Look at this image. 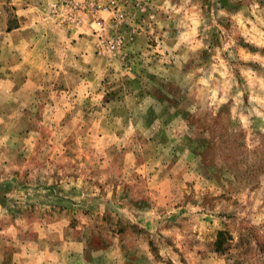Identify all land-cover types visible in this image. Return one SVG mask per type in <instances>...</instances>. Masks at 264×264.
Segmentation results:
<instances>
[{"label": "rangeland", "instance_id": "obj_1", "mask_svg": "<svg viewBox=\"0 0 264 264\" xmlns=\"http://www.w3.org/2000/svg\"><path fill=\"white\" fill-rule=\"evenodd\" d=\"M0 264H264V0H0Z\"/></svg>", "mask_w": 264, "mask_h": 264}]
</instances>
